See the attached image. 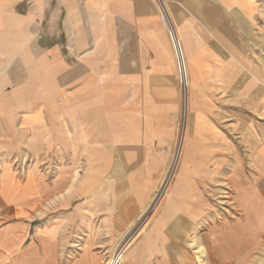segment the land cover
Returning a JSON list of instances; mask_svg holds the SVG:
<instances>
[{
    "label": "crops",
    "instance_id": "obj_1",
    "mask_svg": "<svg viewBox=\"0 0 264 264\" xmlns=\"http://www.w3.org/2000/svg\"><path fill=\"white\" fill-rule=\"evenodd\" d=\"M162 3L179 40L181 76L189 79L183 163L149 232L126 251L122 264H188L185 235L202 217L207 238L225 243L226 235L211 233L214 219L202 216L211 214L210 193L220 181L231 187L250 230L243 235L236 223L233 247L220 250L215 264L232 256L241 264L249 251L244 244L255 247L264 234V63L258 56L264 0ZM172 45L154 0H0V63L11 70L25 65L37 79L27 77L20 88L24 78L18 73H0V88L17 82L0 95V150L25 143L32 158H42L58 177L79 165L74 208L88 210L81 223L106 226L107 232L115 217L146 205L173 144L179 86ZM65 149L68 168L61 162ZM28 170L37 175L34 165ZM32 187L33 195L59 186L45 190L38 175ZM5 189L1 204L15 195ZM47 227L32 259L19 242L16 264H103L96 229L76 230L72 240L80 247L67 252L63 227Z\"/></svg>",
    "mask_w": 264,
    "mask_h": 264
},
{
    "label": "rangeland",
    "instance_id": "obj_2",
    "mask_svg": "<svg viewBox=\"0 0 264 264\" xmlns=\"http://www.w3.org/2000/svg\"><path fill=\"white\" fill-rule=\"evenodd\" d=\"M162 23L169 34V27L163 21ZM258 36V40H260L258 56L260 62L264 63V17L259 18ZM173 50L177 64L179 86L178 109L176 114L177 124L174 134L175 138L173 144L167 148V159L163 161L160 174L155 177V185L152 192L149 194L146 205L138 208V210L133 209V212H130V210V215L128 213L129 216L115 217L114 224L108 226L107 232L106 226L100 224L94 223L90 226L86 223V225H84L83 221L86 220L84 214L88 212V210H86V208H74V202L80 199L74 191L76 185L82 179L81 176L83 172L80 166H77V170L73 172L72 175L58 177L50 171L47 172L48 169L45 167L42 158H35V160L32 158V152L29 151L27 144H8L6 150H0V192L2 191V188H6L5 191H3L4 194L7 192L9 195L10 190H12L15 195L13 196V201L11 203H0V264H16L17 249L19 242L21 241L23 243L20 247H22V249L25 250L26 255L32 259L34 252L38 251L37 249L42 246V240H37L38 235L42 234L44 228L47 226H49L47 228L63 227L65 237L62 243L65 244L62 246V250H67V252L69 249L80 247L76 241L72 240L73 236L77 237V235H75L76 230L84 232L89 229H91V231L96 229V233H98V236L100 235L98 244L99 248L102 250L103 264H122L126 251L130 249L138 239L142 238L149 232L150 226L153 224L157 214L161 211V206L168 197L171 187L177 180L178 169L183 163V161H181V150L183 147V133L184 130H186L188 119L189 97L187 96V89L189 79L188 74L186 82L185 79L182 78L174 46ZM13 67L14 70H11L12 65H4L0 63V73L4 70H7L9 73H18L19 77L24 78L21 82H18L20 88L26 87L27 77L35 79L34 72H28L25 65L20 64L17 67ZM39 76V78L42 79L43 74L40 73ZM13 83L16 84L17 82ZM15 84H8L3 88H0V95L9 91ZM64 152L65 155L61 162L62 165L68 168L72 165V162L68 159L69 154L67 149H65ZM173 156H176L177 159L175 160L176 165L174 164L171 168L169 165L172 162ZM82 164L83 163L81 162V165ZM33 165L38 170L36 171L37 175L35 176L32 175L31 172L29 173L30 170H28L30 167L32 168ZM167 170H170V178L167 177L165 180L164 176L166 174L164 173H167ZM170 173L172 174L171 176ZM38 175L41 176L43 188L45 190H48V188L55 185L59 186L57 191L48 194H43L42 192H35L33 195L30 194L33 188V180L37 181ZM164 181L165 183L162 185ZM217 184L218 185L215 186L216 188L212 189L210 193L211 214L205 213L202 214V216L204 215L205 217L207 216L214 219V221H212L215 222L212 225L214 228L211 233L215 236L220 233L226 235V240H224L225 243L208 239L206 235L208 226L204 223L207 218H200L199 224L185 235L184 240L189 254L188 259L192 260L190 262L188 261V264H192L193 262L195 264H215L216 261L214 256L219 258L220 250L228 247V245H232L233 247L237 235L235 234L237 229L236 223L241 225L239 226L240 230L238 232L242 231L243 235L247 233V230H245L247 227L248 231L250 230V226H246L244 222L242 223L244 211L237 206L234 199V192L231 187L227 185L226 182L222 181ZM161 191H164V193L160 200L152 204L153 196ZM15 200H17V203H14ZM21 206H23L22 212L20 210ZM143 212L145 215L142 220L138 219L139 221L132 229H130L131 232L129 236L124 242H122L128 229L134 225L136 221L135 219L142 215ZM60 218L61 220H59ZM62 219L66 224H57L59 221H62ZM76 219L80 222L79 224H76L77 227L74 225V220ZM50 223L54 224L49 225ZM65 229L66 231H64ZM82 235L78 234V239H81L80 237ZM250 242L251 241L248 240L247 244H244V247L248 245L249 251L243 256L241 264H264V234H259V242L257 246H250ZM214 243L216 244L215 246ZM256 247L258 248L256 249ZM224 259H227V257H224ZM230 259L232 260H229V263L227 264H235V257L232 256ZM20 262L21 260L19 263ZM29 263L32 264V261Z\"/></svg>",
    "mask_w": 264,
    "mask_h": 264
},
{
    "label": "built area",
    "instance_id": "obj_3",
    "mask_svg": "<svg viewBox=\"0 0 264 264\" xmlns=\"http://www.w3.org/2000/svg\"><path fill=\"white\" fill-rule=\"evenodd\" d=\"M155 1V4H156V7H157V10L159 12V15H160V18L162 19V21L169 27V34H170V38L172 40V43H173V46H174V49L176 47V45H178V48L180 49V44H179V40L176 39L175 35L172 34V29H171V26L169 24V19L166 15V12H165V8L163 6V3H162V0H154ZM176 50V49H175ZM178 59V57H177ZM178 63H179V66H180V62H179V59H178ZM181 67V66H180Z\"/></svg>",
    "mask_w": 264,
    "mask_h": 264
}]
</instances>
